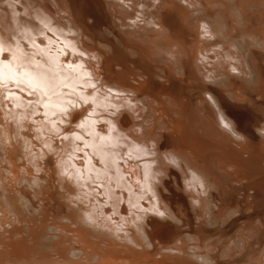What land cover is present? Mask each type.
<instances>
[{
  "label": "bare ground",
  "instance_id": "obj_1",
  "mask_svg": "<svg viewBox=\"0 0 264 264\" xmlns=\"http://www.w3.org/2000/svg\"><path fill=\"white\" fill-rule=\"evenodd\" d=\"M0 60V264H264V0H0Z\"/></svg>",
  "mask_w": 264,
  "mask_h": 264
},
{
  "label": "snow or ice",
  "instance_id": "obj_2",
  "mask_svg": "<svg viewBox=\"0 0 264 264\" xmlns=\"http://www.w3.org/2000/svg\"><path fill=\"white\" fill-rule=\"evenodd\" d=\"M4 63L5 62L3 60H0V81H2L4 79V72H3ZM8 71H9V79L10 80L16 79V73L12 72L11 67H9ZM23 76L26 78L29 87L32 88L33 91H35L37 89H43V88H46L48 86V84L44 80V78L40 77L39 75L32 76L29 73H24ZM16 82L18 84L21 83L20 80H16ZM46 107H47V105H46Z\"/></svg>",
  "mask_w": 264,
  "mask_h": 264
}]
</instances>
